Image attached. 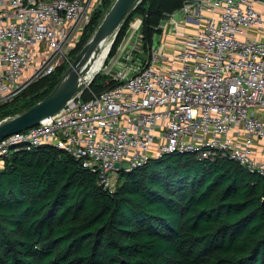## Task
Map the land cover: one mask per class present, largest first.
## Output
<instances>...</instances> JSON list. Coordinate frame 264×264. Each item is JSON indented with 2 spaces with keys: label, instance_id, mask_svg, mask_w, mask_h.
Listing matches in <instances>:
<instances>
[{
  "label": "built area",
  "instance_id": "obj_1",
  "mask_svg": "<svg viewBox=\"0 0 264 264\" xmlns=\"http://www.w3.org/2000/svg\"><path fill=\"white\" fill-rule=\"evenodd\" d=\"M101 2L0 0V106L63 63ZM99 72L111 87L85 86L1 139L0 167L16 151L53 146L110 192L116 162L133 169L172 152L227 158L264 178V0H184L147 45L134 19Z\"/></svg>",
  "mask_w": 264,
  "mask_h": 264
},
{
  "label": "trees",
  "instance_id": "obj_2",
  "mask_svg": "<svg viewBox=\"0 0 264 264\" xmlns=\"http://www.w3.org/2000/svg\"><path fill=\"white\" fill-rule=\"evenodd\" d=\"M113 1L102 0L75 51ZM183 1L141 0L107 57L134 15L147 45L163 13ZM66 69L59 64L0 106V119L44 98ZM105 77L98 73L91 90L111 87ZM0 264H264V178L227 158L172 152L120 170L110 192L61 149L19 150L0 167Z\"/></svg>",
  "mask_w": 264,
  "mask_h": 264
},
{
  "label": "water",
  "instance_id": "obj_3",
  "mask_svg": "<svg viewBox=\"0 0 264 264\" xmlns=\"http://www.w3.org/2000/svg\"><path fill=\"white\" fill-rule=\"evenodd\" d=\"M139 1L114 0L91 38L76 55L74 62L60 77L53 89L44 98L25 111L0 121V140L8 135L36 125L46 117L54 115L63 108L69 99L79 94L86 86L85 78L88 68L84 64H86L87 59L93 53L98 52L97 46L108 38H110L111 46L120 24ZM114 166L115 168L120 167L122 170L129 169V164L126 162L121 164L116 162Z\"/></svg>",
  "mask_w": 264,
  "mask_h": 264
},
{
  "label": "rangeland",
  "instance_id": "obj_4",
  "mask_svg": "<svg viewBox=\"0 0 264 264\" xmlns=\"http://www.w3.org/2000/svg\"><path fill=\"white\" fill-rule=\"evenodd\" d=\"M141 2V0L138 2V3H140ZM137 3V4H138ZM101 4V3H100ZM100 4L99 5H97V7L94 9V11L95 10H97V8L100 6ZM138 18H140L138 15H134L129 21H128V24H127V27H126V30L129 28V24L134 20V19H138ZM79 36H80V34L77 36V37H75V39H73V41H72V43H70L69 45H68V47H67V49H66V59L63 61V63L62 64H65L66 66H67V69H68V67L74 62V59L76 58V55L81 51V49L83 48V46H82V48L80 49V50H77V51H75L76 49H75V47H76V44L77 43H79L78 41V39H80L79 38ZM109 46H110V38L107 40V41H105L102 45H101V49H99L98 50V52L96 53V58H97V60H98V62L96 63V65L92 68V72L91 73H89V75H88V77H87V81H89L90 80V78L92 77V79L90 80V82L86 85V87L88 86V87H90V84H91V82L94 80V78L96 77V75L98 74V73H100L99 72V70H97L100 66H101V64L105 61L106 62V60H107V56H108V53H109V50H110V48H111V46H110V48H109ZM109 49V50H108ZM108 51V52H107ZM66 69V70H67ZM2 119H0V121H1ZM1 160V159H0ZM116 180H117V175H115V182H116Z\"/></svg>",
  "mask_w": 264,
  "mask_h": 264
},
{
  "label": "bare ground",
  "instance_id": "obj_5",
  "mask_svg": "<svg viewBox=\"0 0 264 264\" xmlns=\"http://www.w3.org/2000/svg\"><path fill=\"white\" fill-rule=\"evenodd\" d=\"M109 39V38H108ZM108 39H106L105 41H107ZM104 41V42H105ZM104 42H102L99 46H97V48H98V50L99 49H101V45L104 43ZM97 53V52H96ZM96 53H93L88 59H87V61H86V64H84V65H86L87 66V68H88V72H87V75H86V78H85V84L87 85L89 82H90V80L92 79V77L90 78V80L89 81H87V77H88V75H89V73H91L92 72V68L96 65V63L98 62V60H97V58H96ZM102 65V64H101ZM101 67V66H100ZM99 67V68H100ZM99 68L97 69V70H99Z\"/></svg>",
  "mask_w": 264,
  "mask_h": 264
}]
</instances>
